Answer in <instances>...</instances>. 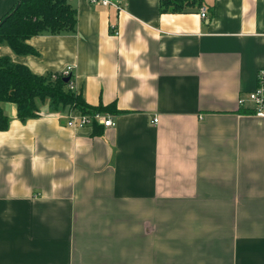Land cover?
I'll list each match as a JSON object with an SVG mask.
<instances>
[{
	"label": "crops",
	"instance_id": "crops-1",
	"mask_svg": "<svg viewBox=\"0 0 264 264\" xmlns=\"http://www.w3.org/2000/svg\"><path fill=\"white\" fill-rule=\"evenodd\" d=\"M68 1L75 33L32 37L34 55L1 43L0 58L72 68L116 126L71 129L48 103L22 122L0 103V264H264V119L249 100L264 0ZM19 2L0 0V23Z\"/></svg>",
	"mask_w": 264,
	"mask_h": 264
},
{
	"label": "trees",
	"instance_id": "trees-1",
	"mask_svg": "<svg viewBox=\"0 0 264 264\" xmlns=\"http://www.w3.org/2000/svg\"><path fill=\"white\" fill-rule=\"evenodd\" d=\"M199 3L201 0H163L161 12H182L186 6ZM15 9L1 22L0 44L6 43L18 56L36 54L28 44L34 36L77 30V12L68 0H20ZM65 79L60 74L37 76L7 57L0 58V103L15 104L22 122L37 118L46 103L55 112L72 108L81 114L106 113L107 109L91 107L81 95L70 91ZM8 125L0 107V131H6Z\"/></svg>",
	"mask_w": 264,
	"mask_h": 264
},
{
	"label": "built area",
	"instance_id": "built-area-1",
	"mask_svg": "<svg viewBox=\"0 0 264 264\" xmlns=\"http://www.w3.org/2000/svg\"><path fill=\"white\" fill-rule=\"evenodd\" d=\"M93 5H101L104 7L114 6L117 9H121L119 4L113 0H90ZM209 8L204 6L201 8L200 16L203 19L207 18ZM64 78H70L68 83V89L77 94L76 86L73 81V69L68 68L63 73H61ZM249 100L252 103V113L253 116L264 119V69L260 70L258 74V85L257 88L249 94ZM244 101L241 99V105ZM158 119L154 120L157 123ZM98 125L106 129L113 128L116 126V122L112 115L108 113H94V114H81L80 112L69 109L67 116V127L75 130L84 129L86 127H94Z\"/></svg>",
	"mask_w": 264,
	"mask_h": 264
},
{
	"label": "water",
	"instance_id": "water-1",
	"mask_svg": "<svg viewBox=\"0 0 264 264\" xmlns=\"http://www.w3.org/2000/svg\"><path fill=\"white\" fill-rule=\"evenodd\" d=\"M19 8V4L17 5V7H16V9L15 10H17ZM6 20V19H5ZM4 20V21H5ZM1 24L2 23H0V26H1ZM69 81H70V78L68 77V78H66L65 80H64V82L66 83V84H68L69 83Z\"/></svg>",
	"mask_w": 264,
	"mask_h": 264
},
{
	"label": "rangeland",
	"instance_id": "rangeland-1",
	"mask_svg": "<svg viewBox=\"0 0 264 264\" xmlns=\"http://www.w3.org/2000/svg\"><path fill=\"white\" fill-rule=\"evenodd\" d=\"M47 104V103H46Z\"/></svg>",
	"mask_w": 264,
	"mask_h": 264
}]
</instances>
